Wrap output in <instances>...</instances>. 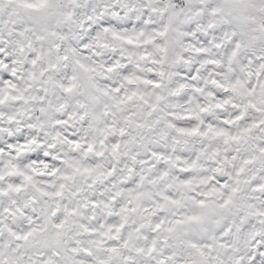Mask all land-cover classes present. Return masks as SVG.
Returning <instances> with one entry per match:
<instances>
[{"label":"snow or ice","instance_id":"6c2138e0","mask_svg":"<svg viewBox=\"0 0 264 264\" xmlns=\"http://www.w3.org/2000/svg\"><path fill=\"white\" fill-rule=\"evenodd\" d=\"M0 264H264V0H0Z\"/></svg>","mask_w":264,"mask_h":264}]
</instances>
